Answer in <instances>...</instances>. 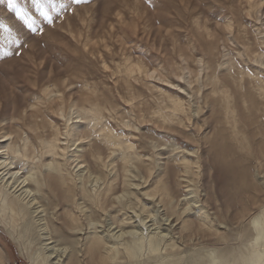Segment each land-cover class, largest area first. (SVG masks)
<instances>
[{
	"label": "rangeland",
	"instance_id": "1",
	"mask_svg": "<svg viewBox=\"0 0 264 264\" xmlns=\"http://www.w3.org/2000/svg\"><path fill=\"white\" fill-rule=\"evenodd\" d=\"M16 2L33 23L0 0V120L37 151L55 137L68 188L41 193L45 230L0 222V264L46 240L77 248L68 264H244L264 219V0ZM95 234L115 247L103 260L83 251Z\"/></svg>",
	"mask_w": 264,
	"mask_h": 264
},
{
	"label": "bare ground",
	"instance_id": "2",
	"mask_svg": "<svg viewBox=\"0 0 264 264\" xmlns=\"http://www.w3.org/2000/svg\"><path fill=\"white\" fill-rule=\"evenodd\" d=\"M256 60L264 63V57L262 58L260 55L256 57ZM74 113H77L82 124H85V121L89 123L90 119L95 124L97 123V120L93 116H97L98 111L92 107L90 109L77 107L74 109ZM14 118H11L7 122L4 119L0 120V222L2 224H13L18 218L22 219L26 217L27 223H31L39 230L41 229L38 226L43 227L44 229L42 228V230H45V224L42 226L38 223V213L40 210L37 204L41 193L44 192L45 188L50 187L53 176L58 177L64 190L68 188L65 183L62 168H60V163L58 160L51 158V156L56 155L58 140L55 137L48 139L44 132L36 133L37 140L40 144V149L37 151L35 144L30 140L27 132L16 129L18 128L17 123L12 122V120H15ZM81 121L79 122L81 123ZM79 122L72 123L71 126L69 125L70 127L68 128L70 131L66 130L65 132V137L68 140L75 141L78 139L80 134L79 126L82 125L78 124ZM12 129L15 131H12ZM105 134L111 136L109 132ZM21 164L23 168H18L17 165ZM130 173H132V170ZM78 174L81 177L80 186L82 187L80 188L83 191V188H85L84 184L87 181L84 176H81V172ZM203 215L205 217L208 216L205 212ZM42 216L41 219H43ZM184 221L182 220V225L185 223ZM253 221L256 228L255 241L249 245L251 250L248 248L247 256L244 257L241 255L240 260L244 264H264V240L262 241L264 239V219L259 220V224L258 221ZM118 235L120 236L121 233L115 235V237ZM43 240H46V238H43ZM145 242L148 245L149 252L153 253L157 250L158 242H156L153 235H148ZM50 244L51 242H47V240L42 243V250L45 253L38 252L32 254L24 250L22 253L24 252L29 264H68L70 261H73L75 256L74 252L77 253V248L69 251L67 245L66 249L69 253L66 254L64 249L57 247L55 244ZM83 244V251L86 254L97 253L101 256V260L104 259L103 251L107 252L110 248L115 249L112 244H106L104 239L101 236H96V234L92 237H85ZM141 244L140 241L132 242V246L127 249V252L132 255H137L138 247ZM49 259H52L51 263H48ZM225 263L231 264L230 262H226V260L220 261L218 257H214L211 262V264ZM232 264H237V262L232 261Z\"/></svg>",
	"mask_w": 264,
	"mask_h": 264
},
{
	"label": "snow or ice",
	"instance_id": "3",
	"mask_svg": "<svg viewBox=\"0 0 264 264\" xmlns=\"http://www.w3.org/2000/svg\"><path fill=\"white\" fill-rule=\"evenodd\" d=\"M33 4L37 7V9H42V5L40 3V0H33ZM8 8L13 9L15 11V16L19 17L21 20L24 21L29 27L32 26V18L28 14L27 10L25 7H22L20 4L16 2V0H8ZM43 15H47L46 11H42ZM5 27H7L5 25Z\"/></svg>",
	"mask_w": 264,
	"mask_h": 264
},
{
	"label": "built area",
	"instance_id": "4",
	"mask_svg": "<svg viewBox=\"0 0 264 264\" xmlns=\"http://www.w3.org/2000/svg\"><path fill=\"white\" fill-rule=\"evenodd\" d=\"M12 264H17V263L14 262V263H12Z\"/></svg>",
	"mask_w": 264,
	"mask_h": 264
}]
</instances>
